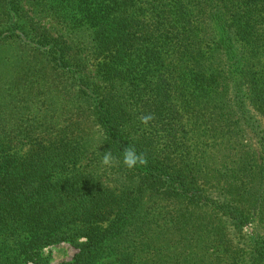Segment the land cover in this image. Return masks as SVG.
Returning a JSON list of instances; mask_svg holds the SVG:
<instances>
[{
    "label": "trees",
    "instance_id": "trees-1",
    "mask_svg": "<svg viewBox=\"0 0 264 264\" xmlns=\"http://www.w3.org/2000/svg\"><path fill=\"white\" fill-rule=\"evenodd\" d=\"M25 3L89 28L96 70ZM9 47L37 78L0 74L1 99L68 85L57 117H0V264H264V0H0Z\"/></svg>",
    "mask_w": 264,
    "mask_h": 264
},
{
    "label": "rangeland",
    "instance_id": "rangeland-1",
    "mask_svg": "<svg viewBox=\"0 0 264 264\" xmlns=\"http://www.w3.org/2000/svg\"><path fill=\"white\" fill-rule=\"evenodd\" d=\"M44 5V4H43ZM25 8L27 13L35 19V21H39L42 26H46L50 28L53 32H59L64 34L73 44L77 45L82 50V56L86 61H88L89 65L93 70H96L98 65V60L96 53H94V40L93 34H91V30L86 27L77 26L74 23H69L70 21L56 15L54 12L48 10V6H31L28 3H25ZM16 50H13L11 47L0 49V74L5 75H13L15 77H24L28 79H36L37 75L34 73L35 70H27V69H19V59H16L15 65L12 66L10 62L8 63V58H11L13 61L15 57H19L23 54H19L18 52L27 51L22 47H16ZM11 66L10 68L6 66ZM41 93L36 98L37 101H41L39 104L34 105L31 112L27 113L25 108L28 105H31V101L26 100L24 94L21 92L22 87H14L10 93L8 99L6 98V94L3 91L0 93V117L5 116L8 119L14 118V123L17 125L23 124L24 127L30 125L29 121L32 119L39 118V115L45 116L49 114L52 117H57L58 114H61V107L64 103L63 98L59 100L60 93L63 94L60 90H63L67 87L68 84L51 82H47L46 78L43 77V73L41 72ZM48 83V84H47ZM261 120L264 124V117H261ZM93 137L96 139L99 137L100 132L97 128L96 131L93 132ZM34 136L36 133L33 134ZM29 138L25 135V133L17 134L14 138L13 150L15 152L18 151H26L29 147ZM89 154L86 153L82 158L81 165L84 167L89 164L88 161ZM252 231V224L245 227L244 232L249 234ZM76 249L67 242H63L57 245H51L43 249L42 255L49 259L52 264H58L62 261L70 260Z\"/></svg>",
    "mask_w": 264,
    "mask_h": 264
},
{
    "label": "clouds",
    "instance_id": "clouds-1",
    "mask_svg": "<svg viewBox=\"0 0 264 264\" xmlns=\"http://www.w3.org/2000/svg\"><path fill=\"white\" fill-rule=\"evenodd\" d=\"M151 119L150 116L142 117V120L145 124ZM114 157L111 152H105L102 157L101 163L106 167H111L114 164ZM146 159L143 155L138 154L134 147L127 148L123 153V163L129 168H134L139 165L146 164Z\"/></svg>",
    "mask_w": 264,
    "mask_h": 264
}]
</instances>
